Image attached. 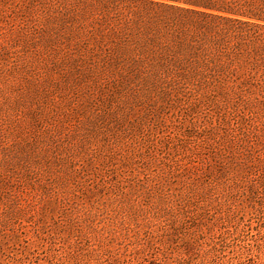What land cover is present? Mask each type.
Returning a JSON list of instances; mask_svg holds the SVG:
<instances>
[{"label":"rangeland","instance_id":"374dc122","mask_svg":"<svg viewBox=\"0 0 264 264\" xmlns=\"http://www.w3.org/2000/svg\"><path fill=\"white\" fill-rule=\"evenodd\" d=\"M31 1L0 10L45 25L0 35V264H264V103L93 63Z\"/></svg>","mask_w":264,"mask_h":264},{"label":"trees","instance_id":"16d2710c","mask_svg":"<svg viewBox=\"0 0 264 264\" xmlns=\"http://www.w3.org/2000/svg\"><path fill=\"white\" fill-rule=\"evenodd\" d=\"M14 2L0 0V10L13 14ZM26 9L90 35L93 63L152 64L178 86L201 83L227 100L264 103V0H32ZM26 16L1 21L0 35L38 47L45 25Z\"/></svg>","mask_w":264,"mask_h":264}]
</instances>
